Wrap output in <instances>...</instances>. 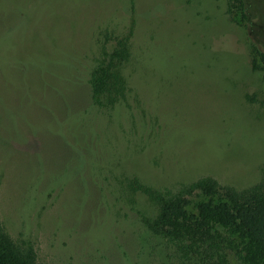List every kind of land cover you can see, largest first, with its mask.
I'll return each instance as SVG.
<instances>
[{"label": "rangeland", "instance_id": "obj_1", "mask_svg": "<svg viewBox=\"0 0 264 264\" xmlns=\"http://www.w3.org/2000/svg\"><path fill=\"white\" fill-rule=\"evenodd\" d=\"M249 1L258 15L261 1ZM101 3L0 0V216L52 264H106L119 245L149 264L150 241L119 195L127 176L163 187L210 175L244 188L264 164L254 21L233 20L227 0H135L131 88L108 110L77 77L99 32L124 30L131 15L123 0ZM91 188L109 195L104 213Z\"/></svg>", "mask_w": 264, "mask_h": 264}, {"label": "trees", "instance_id": "obj_2", "mask_svg": "<svg viewBox=\"0 0 264 264\" xmlns=\"http://www.w3.org/2000/svg\"><path fill=\"white\" fill-rule=\"evenodd\" d=\"M260 1L258 15L249 0H227V13L235 21H245L248 28L254 21L264 33V0ZM123 5L131 22L124 30L106 27L99 32V49L77 77L100 109H113L126 102L131 88L127 69L136 57L135 0H123ZM250 52L253 71L264 77V40L250 41ZM39 67L44 77L46 66ZM259 163V177L244 188L224 184L210 175L163 187L127 176L119 195L130 197L140 234L150 241L149 264H264V164ZM89 191L98 198L104 213L103 202L109 195L103 191L97 194L92 188ZM62 223L67 230L63 219ZM109 248L106 264H139L131 259L127 247ZM0 264L52 263L27 235L12 233L0 216Z\"/></svg>", "mask_w": 264, "mask_h": 264}]
</instances>
